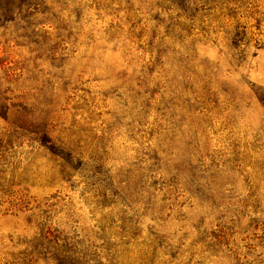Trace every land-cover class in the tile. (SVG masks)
Masks as SVG:
<instances>
[{
	"label": "rangeland",
	"instance_id": "rangeland-1",
	"mask_svg": "<svg viewBox=\"0 0 264 264\" xmlns=\"http://www.w3.org/2000/svg\"><path fill=\"white\" fill-rule=\"evenodd\" d=\"M181 1L0 27V264H264V0Z\"/></svg>",
	"mask_w": 264,
	"mask_h": 264
},
{
	"label": "trees",
	"instance_id": "trees-1",
	"mask_svg": "<svg viewBox=\"0 0 264 264\" xmlns=\"http://www.w3.org/2000/svg\"><path fill=\"white\" fill-rule=\"evenodd\" d=\"M37 1L38 0H0V27L15 22L18 17L23 20L27 19L30 16L28 10L31 6L35 5ZM180 3H182L181 0ZM173 5H176L175 7L180 6V4L177 6V4L174 3ZM255 174L256 177L254 178L251 176V178L249 176L245 177L244 182L247 195L242 201L245 207L252 209L253 214H257L260 205L264 202V196L260 194L259 186L257 185L258 182H264V163L259 164L258 171Z\"/></svg>",
	"mask_w": 264,
	"mask_h": 264
}]
</instances>
